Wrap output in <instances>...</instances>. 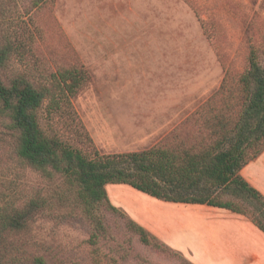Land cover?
I'll return each instance as SVG.
<instances>
[{
  "label": "rangeland",
  "instance_id": "374dc122",
  "mask_svg": "<svg viewBox=\"0 0 264 264\" xmlns=\"http://www.w3.org/2000/svg\"><path fill=\"white\" fill-rule=\"evenodd\" d=\"M250 45L264 58V0H0V47H10L0 78L7 83L21 74L48 84V72L83 65L89 79L71 103L100 154L190 143L197 109L238 104L237 94L229 104L218 89L226 81L236 92ZM46 103L39 109L43 128L91 151ZM167 105L181 106L183 120L147 141L144 121L158 119ZM8 123L0 114V264H28L32 255L49 264L184 262L160 242H141L117 207H99L104 230L93 238L72 185L18 159ZM17 212L25 226L2 228V218Z\"/></svg>",
  "mask_w": 264,
  "mask_h": 264
},
{
  "label": "trees",
  "instance_id": "16d2710c",
  "mask_svg": "<svg viewBox=\"0 0 264 264\" xmlns=\"http://www.w3.org/2000/svg\"><path fill=\"white\" fill-rule=\"evenodd\" d=\"M9 50L0 47V67ZM45 76L48 84H34L21 74L7 83L0 78V114L9 120L12 149L18 159L72 185L92 220L93 238L104 230L99 207L117 210L107 196L108 183L128 184L160 200L225 208L246 217L264 233V195L239 173L264 148V58L253 45L248 49L247 66L237 79L236 92L226 81L218 89L227 103L237 94L238 104L219 109L201 106L193 114L198 122L194 139L188 144L181 139L173 147L156 145L141 151L100 154L71 103V97L89 79L87 70L79 63ZM46 100V110L56 112L63 126L85 137L91 151L82 153L43 128L39 109ZM129 221L141 242L154 240L153 244L160 242L170 248L131 218ZM25 223L22 212L2 218V228L7 230L21 229ZM28 264L49 263L42 255H32ZM182 264L193 263L185 258Z\"/></svg>",
  "mask_w": 264,
  "mask_h": 264
},
{
  "label": "crops",
  "instance_id": "0c3cea01",
  "mask_svg": "<svg viewBox=\"0 0 264 264\" xmlns=\"http://www.w3.org/2000/svg\"><path fill=\"white\" fill-rule=\"evenodd\" d=\"M160 115L144 121V131L150 133L147 141H159L183 120L179 105H167ZM239 173L264 195V148ZM105 189L112 205L193 264H264V233L240 214L207 204L160 200L124 183H108Z\"/></svg>",
  "mask_w": 264,
  "mask_h": 264
}]
</instances>
